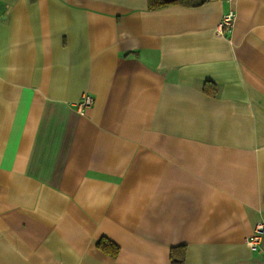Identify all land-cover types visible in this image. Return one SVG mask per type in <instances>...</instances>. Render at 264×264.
<instances>
[{"label": "crops", "instance_id": "1", "mask_svg": "<svg viewBox=\"0 0 264 264\" xmlns=\"http://www.w3.org/2000/svg\"><path fill=\"white\" fill-rule=\"evenodd\" d=\"M261 219L264 0H0V264H264Z\"/></svg>", "mask_w": 264, "mask_h": 264}, {"label": "trees", "instance_id": "2", "mask_svg": "<svg viewBox=\"0 0 264 264\" xmlns=\"http://www.w3.org/2000/svg\"><path fill=\"white\" fill-rule=\"evenodd\" d=\"M204 0H147V8L149 10L158 9L171 4H178L182 6H195L202 3ZM214 91H211L213 93ZM96 245L98 248L110 255H116L118 252V245L112 241L101 237ZM184 246L171 247L169 251L170 264H183L184 260Z\"/></svg>", "mask_w": 264, "mask_h": 264}, {"label": "built area", "instance_id": "3", "mask_svg": "<svg viewBox=\"0 0 264 264\" xmlns=\"http://www.w3.org/2000/svg\"><path fill=\"white\" fill-rule=\"evenodd\" d=\"M233 21L232 13H227L222 16L219 23L217 24V30L223 32L226 29H229ZM92 96L88 93H84L80 100L76 103V108L82 110L86 106H89L92 103ZM264 233V220H260L256 223L254 227V232L247 236L244 240L245 245L254 249L257 247V244L260 241L261 234Z\"/></svg>", "mask_w": 264, "mask_h": 264}, {"label": "bare ground", "instance_id": "4", "mask_svg": "<svg viewBox=\"0 0 264 264\" xmlns=\"http://www.w3.org/2000/svg\"><path fill=\"white\" fill-rule=\"evenodd\" d=\"M233 15V14H232Z\"/></svg>", "mask_w": 264, "mask_h": 264}]
</instances>
